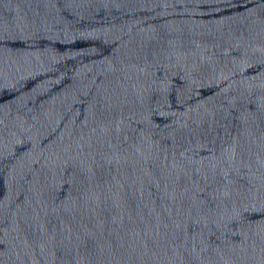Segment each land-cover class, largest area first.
<instances>
[{
	"label": "water",
	"instance_id": "95a60500",
	"mask_svg": "<svg viewBox=\"0 0 264 264\" xmlns=\"http://www.w3.org/2000/svg\"><path fill=\"white\" fill-rule=\"evenodd\" d=\"M0 264H264V0H0Z\"/></svg>",
	"mask_w": 264,
	"mask_h": 264
}]
</instances>
